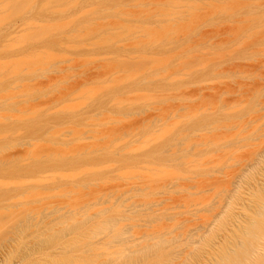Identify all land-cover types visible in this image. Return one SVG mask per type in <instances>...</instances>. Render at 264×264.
Here are the masks:
<instances>
[{"label":"rangeland","instance_id":"obj_1","mask_svg":"<svg viewBox=\"0 0 264 264\" xmlns=\"http://www.w3.org/2000/svg\"><path fill=\"white\" fill-rule=\"evenodd\" d=\"M158 8L187 25L158 38L164 47H143ZM89 19L104 27L93 34ZM164 59L165 78L154 71ZM108 83L128 105L110 100ZM93 90L108 114L130 115L95 116ZM227 135L245 137L244 147L228 152ZM263 147L264 0H0V248L14 246L5 264L124 253L149 264L172 190L187 196L191 224L205 225ZM254 183L208 233L197 264H264V187ZM23 227V239L11 237Z\"/></svg>","mask_w":264,"mask_h":264},{"label":"bare ground","instance_id":"obj_2","mask_svg":"<svg viewBox=\"0 0 264 264\" xmlns=\"http://www.w3.org/2000/svg\"><path fill=\"white\" fill-rule=\"evenodd\" d=\"M142 14H144V12H142ZM159 14H161L160 15V17H159V20H157L158 22L156 23V22H151V21H148V26H146V27H144L143 28V31H142V37H147L151 42H148V41H142V46L143 47H146L147 45H149L150 43H152V44H154L155 46H158V47H164V45H163V43H158V41H157V39L158 38H162L163 36H165L166 34H168V33H170V32H175V30L176 29H174V26H175V24L178 22V23H180L181 24V26H186L187 25V22H179V21H175L176 23H173L172 21H171V19L169 18V17H171L172 15H173V13H171V11H170V9L169 8H161V9H159L158 8V10L152 15L153 17L154 16H156V15H159ZM130 15V14H129ZM145 17H147V18H150L151 16H149L148 15V12H145V15H144ZM166 18V19H168L169 21H171V22H169L168 21V23L167 24H163L164 23V21L163 20H161V19H163V18ZM176 17V16H175ZM152 18V17H151ZM176 19H177V17H176ZM180 20L181 21H186V16L184 15V16H180ZM89 21V24L91 25L93 22L89 19L88 20ZM92 22V23H91ZM149 23H151V24H149ZM96 24V23H95ZM98 25V24H97ZM177 25V27L178 26H180L179 24H176ZM92 26H94L93 24L91 25V27H89L91 30H92V32H93V30H96L93 34H95V33H97L98 31H99V28H97L96 27V25L94 26L95 27V29L92 27ZM124 26V25H123ZM180 26V27H181ZM87 27V29L89 30V28ZM104 27V25L103 26H101V28H100V30L102 29ZM98 29V30H97ZM127 29H130V28H128L127 27ZM91 32V33H92ZM91 33L89 34V32L87 31V36L89 37V36H92L91 35ZM122 34H125V33H122ZM98 38H100V37H98ZM97 38V39H98ZM105 42V41H104ZM161 51H163V49H160ZM167 60L168 59H164V60H162L161 62H158L157 64H155V68L156 69H154V71L155 72H157V74L158 75H162V77L163 78H165L166 77V75H164L163 73H162V71L165 69L163 66H167L168 64H167ZM137 66H139L138 64H137ZM136 68H138V67H136ZM135 68V69H136ZM136 70H138V71H140V69H136ZM135 70V71H136ZM133 71V70H132ZM141 71H142V69H141ZM160 71H161V73H160ZM164 72V71H163ZM119 77V76H118ZM116 79V77L115 78H112L110 81H108V82H112L113 84L115 83V80ZM118 79H120V78H117V80ZM119 81V80H118ZM109 84L110 83H108L107 85V88L108 89H111L112 88V86H111V88H110V86H109ZM112 84V85H113ZM111 85V84H110ZM115 87V86H114ZM113 89V88H112ZM94 91V90H93ZM93 91H91L90 92V95H94V93L96 94V93H98V92H100L101 93V91H102V89H99L98 90V92H93ZM113 91H115L114 92V94H113ZM113 91L111 92L112 94V96L110 97V100H112V99H115L116 101H117V103H118V105L119 106H121V107H124L125 105H128V103L126 102V101H124L125 99H126V97H125V99L123 100V98H124V96L121 98L120 96H118V95H116V93L118 92V90H114L113 89ZM117 91V92H116ZM126 93V92H125ZM97 95V94H96ZM98 95H99V93H98ZM104 95V94H103ZM103 95H101V96H95V97H98L99 98V103H97V106H96V104H95V106L97 107V110H98V112H99V115H95V116H129V115H127L128 113H125V112H120V113H115V112H113V113H110V114H108L106 111H104L105 109H106V105H107V103H108V100L107 99H105L104 98V100H101V102H100V97H102ZM93 98V97H92ZM101 99H103V97L101 98ZM132 100V99H135V98H129L128 100ZM138 99V98H137ZM127 100V99H126ZM134 102V101H133ZM136 103L134 102V105H135ZM132 105V107H133V104H131ZM70 107V106H69ZM69 107H67V108H69ZM73 108V107H72ZM96 109V108H95ZM65 110V109H64ZM100 110V111H99ZM67 111H68V109H67ZM70 111V110H69ZM130 111H131V109H130ZM142 111V110H141ZM140 111V112H141ZM127 112V111H126ZM128 112H129V110H128ZM132 112V111H131ZM134 112V111H133ZM136 112V111H135ZM139 112V113H140ZM95 113H97L96 111H95ZM112 114H114V115H112ZM137 114V113H136ZM133 115V114H132ZM233 120H235L234 118H232ZM238 119V118H237ZM236 119V121L234 122L233 120V123L232 124H234V123H236V122H238V121H240V120H237ZM239 119H241V118H239ZM45 120L43 119V122H44ZM231 123H229V125H231ZM38 124L41 126V124H42V122L41 121H39L38 122ZM37 126V128H39L40 126ZM31 128H33V127H31ZM41 128V127H40ZM38 133V132H37ZM227 136H229V135H227ZM246 138L245 137H236V136H233V137H228L226 140V143H225V147L227 148V149H229L228 150V152H238L240 149H242L243 147H244V140H245ZM56 156V155H55ZM80 157V156H79ZM52 157H50L49 158V160L51 159ZM54 158H57V157H54ZM76 159H78V158H76ZM83 159V161L81 162V163H83L84 162V158H82ZM81 159V160H82ZM55 159H53L52 158V160H51V162H52V164L51 165H53V166H56V164L57 165H60L61 164V162H62V164L65 162V160H63L62 158L59 160V157L57 158V160H58V162H57V160H55ZM63 160V161H62ZM67 160H70V159H67ZM39 162L37 163V165L40 163L42 166H44L48 161H41L40 162V160H38ZM71 161V160H70ZM86 161H87V159H85V163H86ZM46 162V163H45ZM69 162V161H68ZM49 163V162H48ZM67 163V162H66ZM89 163V162H88ZM87 163V164H88ZM11 164V163H10ZM9 164V165H10ZM40 164L38 165V167L40 166ZM72 166H74V165H72ZM9 167V166H8ZM16 167V166H15ZM35 167V166H34ZM34 167H33V170H32V172H34ZM38 167L36 166V170L38 171ZM3 168V167H2ZM1 168V169H2ZM20 168V167H19ZM40 168V167H39ZM249 170H246L244 173L242 172L241 173V175H240V177H239V179H238V181H237V183H236V185H237V187H236V189H232L230 186H228L227 187V191H225L226 192V195H225V197L222 199V201H221V204H220V207H219V211L217 212V214H216V217H215V219L214 220H212V221H209L208 223H206L205 225H193V224H191L192 223V221H193V219H192V217H187V216H185V214H186V212L183 210L184 208L185 209H187V212H188V210H189V208H188V202L186 201L187 200V196H181L180 198H177L176 196H175V193H176V191H177V189L176 188H174L173 190H172V192H171V196H170V200H171V206H170V213L169 214H167L166 216H165V218H164V221H165V224L163 225V226H161L160 224L159 225H156L155 227H153V231H152V233H151V244H150V249H151V258L153 259H150V263L152 262V264H197V263H199V261H200V259H201V249H202V247H203V245H206L207 244V242H208V237H207V235H208V233H213L216 229H217V227L219 226V224L221 223V221L219 220V218L220 217H223V216H225V215H227L230 211H231V209L233 208V206L237 203V201H238V199H240V197L239 196H241L242 194H243V191L242 190H244L245 188H246V186H248V183H249V181L252 179V180H254L255 182H256V184H257V182H259V184H260V186L261 187H264V147H263V149L260 151V153L257 155V157H255L252 161H251V164L249 165ZM7 169V168H6ZM5 169V170H6ZM11 168H9V170H10ZM13 169V168H12ZM11 169V170H12ZM41 169H43V168H41ZM23 171V172H26V173H28V172H31V168H27V169H23L22 167H21V169H20V171ZM24 170H26V171H24ZM6 171H8V169L6 170ZM16 171H18V172H16V173H18L17 175H24L25 176V174L26 173H24V174H21L20 172H19V170L18 169H16ZM222 170H220L219 172H221ZM249 171V173H254V172H256V173H254L253 174V176H251V178H247V172ZM10 172V171H9ZM22 172V173H23ZM38 172H40V171H38ZM42 172H43V170H42ZM11 173H13V171L11 172ZM15 173V174H16ZM27 175V174H26ZM256 175H257V177L258 176H260L262 179H257V177H256ZM256 184L254 183V184H252V187H254V186H256ZM187 186V188L190 186L189 184H186ZM244 195V194H243ZM242 197V196H241ZM217 210V209H216ZM101 213V212H100ZM103 214H101V215H103L104 216V212H102ZM58 216H59V214H57ZM62 215V214H61ZM100 215V214H99ZM102 216V217H103ZM29 217V216H28ZM198 217V216H197ZM62 218H65V217H62ZM61 217L59 218V219H62ZM25 219V218H24ZM23 219V220H24ZM29 219V218H28ZM88 220V219H87ZM87 220H85L86 222H83L82 221V223L81 224H83V223H85V224H83V226L84 225H88V222L89 221H87ZM26 221V220H25ZM108 221V220H107ZM106 221H104V223H105ZM32 223V222H31ZM92 223V222H91ZM112 223H113V221H112ZM115 224H118V223H116V222H114ZM113 223V225H115ZM24 224V223H23ZM90 224V223H89ZM109 224H111V223H109ZM30 225V224H29ZM119 225V224H118ZM19 226V225H18ZM78 226H79V224H78ZM78 226H76V227H78ZM101 226L103 227V229L101 230V232L102 231H107V230H109V228L107 227H105V226H103L102 224H101ZM106 226H109L110 227V225H106ZM22 227V226H21ZM74 226H72V228H73ZM85 227V226H84ZM105 227V228H104ZM115 227V226H114ZM114 227H113V229H114ZM16 228V227H15ZM29 228V227H28ZM31 228H32V225H31ZM34 228V227H33ZM71 228V227H70ZM81 228V227H80ZM79 228V229H80ZM86 228V227H85ZM110 228H112V227H110ZM26 230H27V228H25ZM66 229V228H65ZM64 229V230H65ZM78 229V228H77ZM76 228H75V230L74 229H71V231H76L77 230ZM112 229V230H113ZM14 230V229H13ZM17 230H18V228H17ZM26 230H24V227H23V232H24V234H23V232L22 233H20V231H22L21 229H19V234H21V235H19V234H17V233H15L16 231L14 230L13 231V233H15L14 235L15 236H11V234H12V232L10 231V232H8V234L11 236V237H13V238H15V239H19V240H21L19 237H21V236H24L25 234H26ZM64 230H62L63 231V233H64ZM69 230V229H68ZM68 230H66L67 232H68ZM115 231L117 230L116 228L114 229ZM114 230H113V232H114ZM31 231H32V229H31ZM31 231L29 230V232L27 233V235L29 236V234H31ZM65 231V232H66ZM70 231V232H71ZM70 232H69V234H70ZM109 232H110V230H109ZM112 232V233H113ZM61 233V232H60ZM63 233L61 234V235H63ZM108 233V232H107ZM111 233V232H110ZM6 234V233H5ZM23 234V235H22ZM67 233H65V235H66ZM9 235H7V237H4L3 238V242H4V244L3 245H5L6 243L8 244L9 243V241L11 240V238L10 237H8ZM60 235V236H61ZM4 236H6V235H4ZM18 236V238H16ZM25 237V236H24ZM24 237H21L22 239L24 238ZM27 237V236H26ZM58 237V236H57ZM63 237V236H62ZM60 238V237H59ZM64 238V237H63ZM39 239V241H40V238H38ZM54 239V238H53ZM62 239V238H61ZM65 239V238H64ZM63 239V240H64ZM17 240H16V243H17ZM12 241H14V244H16L15 243V240H12ZM12 241L10 242V243H12ZM42 241V240H41ZM45 241V240H44ZM60 241V240H59ZM47 242V241H46ZM13 244V243H12ZM12 244H10L11 246V248L10 247H8V248H5V247H7L8 245H5V247L3 248L4 250H6V251H3L1 248V250L2 251H0V264H5V257H6V255H5V252H9L10 251V255L12 254V253H14V246L12 247ZM39 244L41 245V243L40 242H38V245L37 246H39ZM44 244V243H43ZM12 248H13V250H12ZM7 249H8V251H7ZM11 249V250H10ZM27 250H28V252H29V255H30V253H31V250L30 249H26V252H27ZM30 250V251H29ZM11 251H13V252H11ZM142 251H143V249H142ZM150 251V250H149ZM23 252V251H22ZM24 252H25V250H24ZM136 253V252H135ZM6 254H9V253H6ZM20 254V253H19ZM23 254V253H22ZM25 254V253H24ZM122 254V253H121ZM26 255L28 256V254L26 253L25 254V256L24 257H21V258H25L26 257ZM13 256V255H12ZM22 256V255H21ZM121 256V255H120ZM149 256V255H148ZM29 257V256H28ZM129 257V256H128ZM134 257V256H133ZM139 257V256H138ZM138 257H137V259H138ZM15 258V257H14ZM19 258H20V256H19ZM116 258H118V256H116ZM125 258H126V254L124 253L119 259H120V261H119V259L117 260V261H119V262H117V261H114V259H111V260H113V261H110V259H108L109 261H105L104 260V262H102V263H98V261L96 262V260H95V262L94 261H86V260H88V258L85 260V261H82V262H80L79 260V262H74L73 261V259H71L70 261H69V264H138L139 263V259L138 260H134V258L133 259H129V260H127V258H126V260H125ZM141 258V257H140ZM147 258V257H146ZM6 259H7V261H8V258L6 257ZM141 259H143V258H141ZM12 260V259H11ZM17 260H20V259H18V256H17ZM69 260V259H68ZM91 260H93V258H91ZM13 262H15L16 261V259H15V261L14 260H12ZM22 261V260H21ZM103 261V260H102ZM143 261V260H142ZM142 261H141V264H142ZM9 262V261H8ZM19 263H21L20 261H18ZM18 262L17 263H13V264H18ZM70 262H72V263H70ZM99 262H101V260L99 261ZM146 262H149V261H145L144 263H146ZM7 263V262H6ZM67 264H68V261L66 262ZM149 263V264H150ZM23 264V263H22ZM52 264V263H51ZM140 264V263H139Z\"/></svg>","mask_w":264,"mask_h":264}]
</instances>
